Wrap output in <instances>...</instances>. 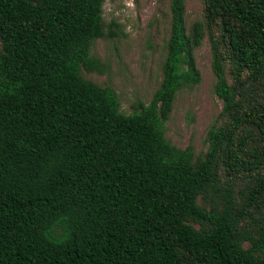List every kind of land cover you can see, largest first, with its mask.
Here are the masks:
<instances>
[{"label":"trees","instance_id":"1","mask_svg":"<svg viewBox=\"0 0 264 264\" xmlns=\"http://www.w3.org/2000/svg\"><path fill=\"white\" fill-rule=\"evenodd\" d=\"M102 2L0 0V264H264V0H201L188 29L168 0L160 81L128 113L80 73L103 71ZM204 34L221 108L193 158L164 131Z\"/></svg>","mask_w":264,"mask_h":264},{"label":"rangeland","instance_id":"2","mask_svg":"<svg viewBox=\"0 0 264 264\" xmlns=\"http://www.w3.org/2000/svg\"><path fill=\"white\" fill-rule=\"evenodd\" d=\"M101 18L104 36L92 41L89 53L103 64V71L80 68V73L99 86L111 87L119 110L128 113L137 101L146 104L160 81L169 27L168 0H103ZM195 20H202L201 0H184L186 29ZM193 57L199 81L176 93L164 137L180 149L190 146L196 158L206 149L208 126L219 120L221 102L213 92L215 78L206 34L193 48ZM211 198L206 195L197 202L208 209Z\"/></svg>","mask_w":264,"mask_h":264}]
</instances>
